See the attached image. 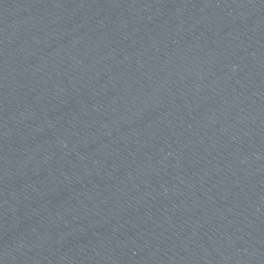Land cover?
Here are the masks:
<instances>
[{
    "label": "water",
    "instance_id": "water-1",
    "mask_svg": "<svg viewBox=\"0 0 264 264\" xmlns=\"http://www.w3.org/2000/svg\"><path fill=\"white\" fill-rule=\"evenodd\" d=\"M0 264H264V0H0Z\"/></svg>",
    "mask_w": 264,
    "mask_h": 264
}]
</instances>
